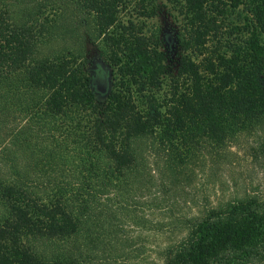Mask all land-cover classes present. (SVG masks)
<instances>
[{"label": "trees", "instance_id": "1", "mask_svg": "<svg viewBox=\"0 0 264 264\" xmlns=\"http://www.w3.org/2000/svg\"><path fill=\"white\" fill-rule=\"evenodd\" d=\"M235 144L264 161V0H0V264H264V191L176 215Z\"/></svg>", "mask_w": 264, "mask_h": 264}, {"label": "rangeland", "instance_id": "2", "mask_svg": "<svg viewBox=\"0 0 264 264\" xmlns=\"http://www.w3.org/2000/svg\"><path fill=\"white\" fill-rule=\"evenodd\" d=\"M173 17L174 13L170 15L165 9H162L159 15L146 20V33L151 31L155 32L157 29L169 31L170 28L175 26ZM124 18H127V13L124 15ZM64 19L69 21V15H65ZM77 42L78 40L76 38L74 40L70 35H59V32L58 34L54 33L50 38H47L46 41L39 45L36 50V55L39 57L51 55L61 50L63 46L78 47L81 43L85 47L87 56H89L91 60L95 58L96 62L104 68L102 58L98 57L99 51L96 45L97 42L93 44H89L87 41ZM96 84L97 87L102 88V90L98 89L102 92L106 86L103 75L96 79ZM232 147L230 149L233 154L214 168L215 173L213 176L197 175L195 177L194 182L186 189L183 197H181L176 215L188 213L190 210L189 206L192 207L196 203L201 202L202 199H208V202L212 203L219 199H232L241 197L244 194L260 193L264 191V161H252L243 153L241 148L236 146V144ZM138 260L139 259L122 260L118 264H141ZM143 264L158 263L156 260L148 259Z\"/></svg>", "mask_w": 264, "mask_h": 264}, {"label": "flooded vegetation", "instance_id": "3", "mask_svg": "<svg viewBox=\"0 0 264 264\" xmlns=\"http://www.w3.org/2000/svg\"><path fill=\"white\" fill-rule=\"evenodd\" d=\"M98 89H99V90H102V88H101V87H98Z\"/></svg>", "mask_w": 264, "mask_h": 264}, {"label": "water", "instance_id": "4", "mask_svg": "<svg viewBox=\"0 0 264 264\" xmlns=\"http://www.w3.org/2000/svg\"><path fill=\"white\" fill-rule=\"evenodd\" d=\"M103 67V66H102Z\"/></svg>", "mask_w": 264, "mask_h": 264}]
</instances>
